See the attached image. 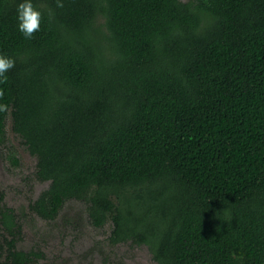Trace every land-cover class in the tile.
Instances as JSON below:
<instances>
[{
    "label": "trees",
    "instance_id": "16d2710c",
    "mask_svg": "<svg viewBox=\"0 0 264 264\" xmlns=\"http://www.w3.org/2000/svg\"><path fill=\"white\" fill-rule=\"evenodd\" d=\"M0 0V138L12 131L49 187L54 221L87 205L109 243L156 264H264V0ZM0 206V264H33Z\"/></svg>",
    "mask_w": 264,
    "mask_h": 264
},
{
    "label": "rangeland",
    "instance_id": "374dc122",
    "mask_svg": "<svg viewBox=\"0 0 264 264\" xmlns=\"http://www.w3.org/2000/svg\"><path fill=\"white\" fill-rule=\"evenodd\" d=\"M36 163L12 131L9 115L0 138V206L14 212L21 228L17 250L37 255L33 264H156L146 246L110 245L112 225L94 228L83 202H65L52 222L33 214L30 206L49 187L35 180Z\"/></svg>",
    "mask_w": 264,
    "mask_h": 264
},
{
    "label": "clouds",
    "instance_id": "9594fccd",
    "mask_svg": "<svg viewBox=\"0 0 264 264\" xmlns=\"http://www.w3.org/2000/svg\"><path fill=\"white\" fill-rule=\"evenodd\" d=\"M58 6H63L59 3V0ZM42 15V12L34 6L33 0H20L17 4V28L25 39H32L33 34L40 30ZM14 66V59L7 55L0 54V78H5V74Z\"/></svg>",
    "mask_w": 264,
    "mask_h": 264
},
{
    "label": "flooded vegetation",
    "instance_id": "af4514ba",
    "mask_svg": "<svg viewBox=\"0 0 264 264\" xmlns=\"http://www.w3.org/2000/svg\"><path fill=\"white\" fill-rule=\"evenodd\" d=\"M8 208V207H7ZM40 219V218H39ZM19 243V242H18ZM17 248V247H16Z\"/></svg>",
    "mask_w": 264,
    "mask_h": 264
}]
</instances>
